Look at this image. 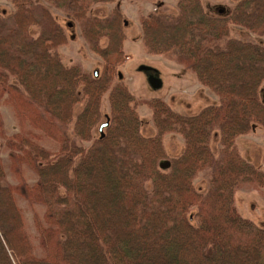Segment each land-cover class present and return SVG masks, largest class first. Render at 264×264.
<instances>
[{
    "label": "trees",
    "instance_id": "16d2710c",
    "mask_svg": "<svg viewBox=\"0 0 264 264\" xmlns=\"http://www.w3.org/2000/svg\"><path fill=\"white\" fill-rule=\"evenodd\" d=\"M46 1L81 23L103 70L88 75L65 67L57 49L67 36L50 11L32 0L12 1L11 24L0 34V107L11 111L18 133L6 136L0 113V139L16 185L5 183L0 159V264H264V227L241 217L234 205L243 187L264 197V172L244 160L235 144L257 126L264 137L258 94L264 46L229 37L230 25L264 37V0H238L228 17L207 15L200 0H176V16L140 17L145 52L172 55L218 97L191 116L175 113L159 98L146 101L156 128L150 138L140 134L138 102L114 82L124 58L120 10L109 18L87 17L92 5L115 0ZM34 26L37 37L30 34ZM106 92L107 126L88 148L74 144L66 130L75 105L83 98L72 133L91 141ZM215 130L217 156L210 149ZM168 133L182 138L184 151L160 169ZM46 139L57 144L55 152L41 145ZM25 168L36 176L33 185ZM206 169L208 189L201 194L193 181ZM16 198L44 209L34 215L40 256Z\"/></svg>",
    "mask_w": 264,
    "mask_h": 264
},
{
    "label": "rangeland",
    "instance_id": "374dc122",
    "mask_svg": "<svg viewBox=\"0 0 264 264\" xmlns=\"http://www.w3.org/2000/svg\"><path fill=\"white\" fill-rule=\"evenodd\" d=\"M13 0H0V34L9 24L10 17L15 12ZM36 4L45 6L62 27L67 36V43L57 49V53L65 67L78 66L80 70L88 75L94 73L101 74L103 70L102 59L93 53L82 37V25L72 19L66 11L57 9L46 0H32ZM202 8L210 16H230L238 0H200ZM118 9L122 14V21L126 24L123 27L124 58L121 65L115 69L114 82L124 84L129 92L134 96L137 103V114L140 119V134L145 138L154 137L156 128L153 125L151 110L145 104L146 101L159 98L163 100L172 111L183 116L197 114L202 108L218 103V97L207 88L200 85L195 76L188 72L183 66L178 64L172 55H149L145 52L142 44V28L140 17H145L149 13L157 15L176 16L178 13L176 0H115L112 3H99L92 5L87 17L104 19L112 16ZM68 22L73 25L66 26ZM39 29L34 26L30 28L32 37H37ZM229 37L240 41H250L264 46V37L258 36L242 29L241 27L230 25ZM106 39H101L100 45H106ZM143 68V69H140ZM154 82H157L156 86ZM259 98L264 103V81L259 87ZM84 100L75 105L73 109V120L66 130L70 141L78 146L88 148L99 136L98 129L105 121V117L110 115L108 102V92L101 98L100 116L97 124L93 128L91 141H80L72 133V125L76 116L81 112ZM3 120V130L6 136L18 133L16 122L11 111L5 107H0ZM247 136V137H245ZM240 136L235 144L239 155L255 168L264 172L263 164V143L264 137L261 127L257 126L249 134ZM41 145L52 152L57 150V144L51 140H43ZM162 145L166 154V161H170L182 155L184 143L182 138L175 133H168L162 138ZM211 152L217 156L219 145V132L215 130L210 140ZM0 159L2 161L5 183L16 185L14 176L9 171V160L7 151L4 150L3 141L0 139ZM24 176L28 184L33 185L36 181L35 174L28 168L24 169ZM209 170L199 172L193 181L195 190L204 194L208 189ZM16 203L22 211L26 230L31 236L35 254L41 253L37 247V234L34 226V215H42L44 209L40 205L29 204L27 201L16 198ZM234 205L241 215L254 223L257 227H264V197L252 188L243 187L234 194ZM196 208H193L190 215L193 216ZM191 223L195 220L191 218Z\"/></svg>",
    "mask_w": 264,
    "mask_h": 264
},
{
    "label": "water",
    "instance_id": "95a60500",
    "mask_svg": "<svg viewBox=\"0 0 264 264\" xmlns=\"http://www.w3.org/2000/svg\"><path fill=\"white\" fill-rule=\"evenodd\" d=\"M140 69H143V68H140ZM96 74V73H95ZM154 84L157 86L158 83L157 82H154ZM107 126V122H104L103 124L100 125L99 129H98V132L100 134H102V131H103V128ZM159 168L160 169H167L169 168V161H163L159 164Z\"/></svg>",
    "mask_w": 264,
    "mask_h": 264
},
{
    "label": "crops",
    "instance_id": "0c3cea01",
    "mask_svg": "<svg viewBox=\"0 0 264 264\" xmlns=\"http://www.w3.org/2000/svg\"><path fill=\"white\" fill-rule=\"evenodd\" d=\"M245 137H247V136H245Z\"/></svg>",
    "mask_w": 264,
    "mask_h": 264
}]
</instances>
